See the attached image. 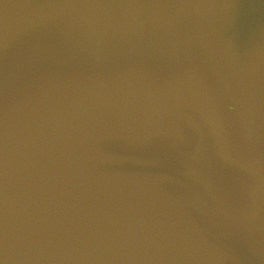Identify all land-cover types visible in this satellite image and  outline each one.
<instances>
[{
	"label": "water",
	"instance_id": "95a60500",
	"mask_svg": "<svg viewBox=\"0 0 264 264\" xmlns=\"http://www.w3.org/2000/svg\"><path fill=\"white\" fill-rule=\"evenodd\" d=\"M0 264H264V0H0Z\"/></svg>",
	"mask_w": 264,
	"mask_h": 264
}]
</instances>
